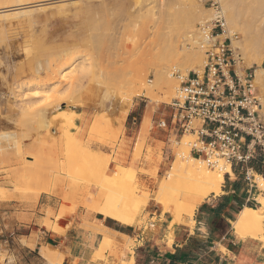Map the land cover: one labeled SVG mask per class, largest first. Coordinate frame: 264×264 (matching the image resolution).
Here are the masks:
<instances>
[{"label": "rangeland", "instance_id": "1", "mask_svg": "<svg viewBox=\"0 0 264 264\" xmlns=\"http://www.w3.org/2000/svg\"><path fill=\"white\" fill-rule=\"evenodd\" d=\"M8 1L0 5V201L32 205L41 194L53 197L57 212L47 210L43 224L46 229L60 233L65 231L62 224L65 229L70 227L78 208L87 216L99 213L122 225L142 227L144 234L156 230L152 224L168 221L165 240L170 247L172 213L175 206L190 197L191 191L173 188L162 200L172 210L165 215L155 196L181 151L178 143L183 136L172 135L167 142L165 133L152 129L151 123L156 117L169 115L167 104L177 95L175 73L185 75L203 67V52L194 59L184 58V52L194 50L192 40L200 41L198 26L212 18V5L221 10L220 4L216 0ZM260 1L263 0L232 1L239 7L238 16L235 12L236 19L239 18L235 20L233 15L237 23L230 28L237 33L234 39L242 42L239 50L243 57L264 54V1L262 4ZM192 14L196 15V22L189 28L188 17ZM133 23L135 28L131 27ZM240 34L245 38L241 39ZM50 48L55 57L47 53L45 56L49 55L51 62L67 59L58 73H49L51 62L43 61L47 56L42 58ZM33 50L41 57L35 56L36 52L32 54ZM233 52L238 73L247 70L254 74L253 68H245L237 51ZM35 59L37 62H33ZM38 63L41 65L37 68ZM256 86L264 113V88L257 83ZM55 103L58 106L51 110ZM108 108L113 111L105 116ZM63 110L80 114L74 113L71 119L59 113ZM132 110H137L138 121L126 133L123 122ZM63 115L70 122L62 119ZM185 135H189L187 157L192 158L190 143L195 137ZM207 169L214 170L208 165ZM255 175L250 172L248 181L253 185L247 203L252 208L259 207L257 196L262 197L253 182ZM227 176L221 190L226 186ZM181 178V175L174 177L178 182ZM221 190L204 200L219 195ZM140 198L142 205L138 204ZM149 210H158L160 221L155 216L148 221ZM50 218L54 221L50 222ZM125 240L122 250L131 252V248H136L133 241ZM107 243L102 242L96 254L110 251L118 264H128L125 254L119 253L118 244ZM41 255L46 264H61L62 256L57 249L42 248ZM3 259L0 253V260Z\"/></svg>", "mask_w": 264, "mask_h": 264}, {"label": "crops", "instance_id": "2", "mask_svg": "<svg viewBox=\"0 0 264 264\" xmlns=\"http://www.w3.org/2000/svg\"><path fill=\"white\" fill-rule=\"evenodd\" d=\"M133 113L137 114V110L129 112L123 122L126 133L133 128ZM167 114L164 119L169 122ZM172 134L171 131L165 133L167 142ZM231 171L233 178L230 175L226 177V186L221 193L208 197L197 207L192 227L185 224L172 227L170 247L165 240L168 221L152 224L151 227L156 230L144 234L142 227L122 225L99 213L87 216L85 211L78 208L70 227L65 229L62 224L65 231L60 233L46 229L43 224L47 210L57 212V202L53 197L41 194L32 205L0 201V253L4 255L0 264H46V259L41 255V249L46 247L58 250L62 256L61 264H118L110 251L96 254L104 236L110 237L112 234L122 237L113 240L118 244L119 253L125 254L126 263L133 259V264H136V249H155L157 257L163 258L173 255L176 249L187 247L193 240L200 243L204 250L195 255L192 261L180 264H264V243L248 238L240 240L231 229V222L244 207H248L251 199L253 185L248 183L250 179L246 178V173L248 178L252 172L264 180V156L256 152L244 167L233 166ZM146 213L149 215L148 221L154 216L160 221L158 210ZM49 220L54 221L52 218ZM125 239L133 241L136 247L131 248V252L120 248ZM152 261L153 264L159 263L158 258Z\"/></svg>", "mask_w": 264, "mask_h": 264}, {"label": "built area", "instance_id": "3", "mask_svg": "<svg viewBox=\"0 0 264 264\" xmlns=\"http://www.w3.org/2000/svg\"><path fill=\"white\" fill-rule=\"evenodd\" d=\"M212 8L217 15L197 29L204 55L201 74L175 73L178 88L176 98L167 104L169 122L161 118L151 126L172 135L194 136L189 156L212 168L219 160L231 168L244 167L256 152L264 156L263 107L254 74L236 70L225 19L218 6ZM137 121L138 115L133 113L132 125ZM261 195L264 197V191Z\"/></svg>", "mask_w": 264, "mask_h": 264}, {"label": "bare ground", "instance_id": "4", "mask_svg": "<svg viewBox=\"0 0 264 264\" xmlns=\"http://www.w3.org/2000/svg\"><path fill=\"white\" fill-rule=\"evenodd\" d=\"M2 1H5V0H0V5H2ZM10 1V0H9ZM8 1V2H9ZM22 1V0H21ZM25 1V0H24ZM217 3L220 4V7H221V10H220V14L221 16H223V18L225 19V22L228 21L229 24L228 28H227V25H226V32H227V36L228 37H233L231 39V45L233 46V50L234 51H237V56H241L240 59H244V65H245V68H253L254 69V77H253V83L255 84L256 86V83L259 85V87H262L264 88V67H262L263 63H264V54H261V55H256L253 56L249 55V56H244L242 55V50L241 48V44L242 42L239 44L240 41H237V39H234V37L237 35L236 31L233 32V28H230V27H234L236 25L237 22H235L236 17L238 16L237 13L238 12V9L236 6L238 5H235L234 6V2L232 3L233 0H216ZM236 1V0H234ZM253 1V0H252ZM264 1V0H263ZM263 1H260V3L262 4ZM19 2V1H18ZM243 2V1H242ZM245 2V1H244ZM247 2V1H246ZM146 4V3H145ZM236 4V3H235ZM244 4V3H243ZM251 4V3H250ZM255 4V3H254ZM259 4V5H261ZM240 5V4H239ZM245 5V4H244ZM264 5V4H263ZM243 7V6H242ZM251 7V6H249ZM255 7V5H254ZM236 8V9H235ZM200 9V8H199ZM235 11H234V10ZM242 9V8H241ZM240 9V10H241ZM44 10V9H43ZM41 10V11H43ZM237 10V11H236ZM38 11V10H37ZM48 11V10H47ZM232 11H234L233 13H231ZM235 12L237 14V16L235 15ZM9 14V13H8ZM29 14V13H28ZM55 14V13H54ZM196 14V13H195ZM195 14H192L188 17V24L187 26L190 28V26L193 24V22L195 23L196 21H194L196 19V15ZM12 15V14H11ZM217 15V13H214L212 15V18H214L215 16ZM235 16V20L233 19L234 16ZM7 16V15H6ZM10 18V17H9ZM211 18V19H212ZM228 18V20H227ZM199 19V18H198ZM5 20V19H4ZM27 20V19H26ZM135 20V19H134ZM136 21V20H135ZM200 21V20H199ZM24 22V21H23ZM27 22V21H26ZM29 22V21H28ZM235 22V23H234ZM30 23V22H29ZM28 23V24H29ZM137 23V22H136ZM200 23V22H199ZM24 24V23H23ZM26 24V23H25ZM28 24H27V28H28ZM90 24V23H89ZM94 24V23H93ZM132 24V23H131ZM232 24H235V25H232ZM21 25V23L19 24ZM134 25V23H133ZM231 25V26H230ZM31 26V25H30ZM94 26V25H93ZM194 26V25H193ZM91 27V25H90ZM89 27V28H90ZM131 27H136L135 25L134 26H131ZM30 28V27H29ZM231 30H230V29ZM3 29V27H2ZM96 29V28H95ZM3 31V30H2ZM31 31L28 29V32ZM134 31V30H133ZM1 33V31H0ZM30 33V32H29ZM144 33V32H143ZM3 34V32H2ZM88 34V33H87ZM0 36L2 37V35L0 34ZM4 36V34H3ZM31 36V35H30ZM195 36V35H194ZM199 36V35H198ZM34 37V36H32ZM240 37L241 39L245 38L243 37L242 34H240ZM200 38V37H199ZM29 36H28V40H29ZM92 39V38H91ZM197 39V38H195ZM3 40L4 42L5 39L3 37ZM95 40V39H94ZM26 41V40H25ZM30 41V40H29ZM28 41V42H29ZM35 41V40H33ZM88 41V40H87ZM86 41V42H87ZM91 41V40H90ZM243 41V40H242ZM24 42V40H23ZM27 42V41H26ZM82 42V41H81ZM31 43V42H30ZM20 44V43H19ZM83 43H81L82 45ZM86 44V43H85ZM88 44V43H87ZM192 44H193V49L192 52H184V58H192L194 59L195 57H198L202 54V51L200 50V44H201V41H198V40H192ZM31 46V45H30ZM58 46V45H57ZM71 46V44L69 45ZM63 48L65 46H62ZM88 47V45H87ZM241 47V48H240ZM51 48L52 45H51ZM48 49L49 50V53L48 51H44V55H42V58L46 57L48 58L49 55H46L45 54H50V51L52 52V50H55V48H53L52 50ZM70 48V47H69ZM78 48V47H77ZM191 48H192V45H191ZM240 48V50H239ZM35 49V48H34ZM44 50H46L45 48H43ZM58 48H56L55 51H57ZM75 49V48H74ZM190 49V48H189ZM24 50V49H23ZM41 50V51H39ZM64 50H68V47H66V49L64 48ZM73 50V49H72ZM34 51V50H33ZM38 51L41 53L43 50L42 49H38ZM183 51V50H182ZM240 51V52H239ZM36 52V54H35ZM264 52V51H263ZM29 53V52H28ZM60 53V52H58ZM236 52H234L235 54ZM30 54V53H29ZM32 54H35V56H40L41 55L39 53H37V51H34V53ZM43 54V52L41 53ZM76 54V53H75ZM44 56V57H43ZM72 56V55H71ZM29 57V56H28ZM34 57V55H33ZM52 58L55 57V55H51ZM194 57V58H193ZM41 58V59H42ZM44 58L43 61H47V60H51L52 58L50 59H46ZM39 59V60H41ZM46 59V60H45ZM237 59V58H236ZM36 60V59H35ZM33 61V62H37L36 61ZM38 62H41V61H38ZM51 62V61H50ZM67 62V59H61V60H57V61H52L50 64H48V68H49V73H58L63 65ZM43 62H41L42 64ZM45 63V62H44ZM47 63V62H46ZM30 64V63H29ZM38 63V65L36 66L37 68L41 65ZM43 65V64H42ZM35 66V64H34ZM28 67V66H26ZM30 67V65H29ZM240 67V66H239ZM31 70H32V67H30ZM36 68V69H37ZM203 68V67H202ZM202 68L199 69V70H196L195 73H198V74H201L202 72ZM29 69V68H28ZM27 69V70H28ZM34 69V68H33ZM43 69V68H42ZM25 70V68H24ZM23 70V71H24ZM25 70V71H27ZM30 69L29 71L32 72ZM166 70V69H165ZM36 70L34 69L33 72H35ZM48 73V72H47ZM20 76H21V73H19ZM32 74V73H31ZM34 74V73H33ZM45 75V74H44ZM162 75V73H161ZM24 76V75H23ZM37 76V75H36ZM48 76V74H47ZM46 76V77H47ZM57 76V75H56ZM34 77V76H32ZM40 77V76H38ZM44 77V76H43ZM55 77V76H54ZM59 77V76H58ZM56 78V77H55ZM163 78V77H162ZM47 79V78H46ZM46 79H44L46 81ZM51 79V78H50ZM166 79V78H165ZM164 79V80H165ZM37 80V79H36ZM49 80V78L47 79ZM52 80V79H51ZM160 80V79H159ZM39 81V80H38ZM37 81V82H38ZM53 81V80H52ZM82 81V80H81ZM34 82H36L34 80ZM43 81H41L42 83ZM48 82V81H47ZM46 82V83H47ZM49 82H51L49 80ZM59 82V81H58ZM155 82V81H154ZM141 83V82H139ZM162 83V82H161ZM26 84V82H25ZM36 84V83H35ZM38 84V83H37ZM157 84V83H156ZM165 84V83H164ZM164 84H162L161 86H163ZM39 85V84H38ZM154 85V84H153ZM168 85V83H167ZM41 86V85H40ZM165 87V86H164ZM167 87V86H166ZM257 87V86H256ZM37 88V86H36ZM168 88H171V87H168ZM258 88V87H257ZM153 89V88H152ZM151 89V90H152ZM147 90V89H146ZM56 92V91H54ZM70 92V91H69ZM147 92V91H145ZM148 92H149V89H148ZM12 93V92H11ZM41 93V92H40ZM61 93V92H60ZM71 93V92H70ZM152 93V92H151ZM55 94V93H54ZM138 94V93H137ZM136 94V95H137ZM38 95V94H37ZM60 95V94H59ZM62 95V94H61ZM64 95V94H63ZM68 95V94H67ZM42 96V95H41ZM54 96V95H53ZM65 96V95H64ZM145 96L148 97V94H145ZM152 96V95H151ZM150 96V97H151ZM47 97V96H46ZM49 97V96H48ZM131 97V96H130ZM29 98V97H28ZM33 98V97H32ZM31 98V99H32ZM54 98V97H53ZM52 98V99H53ZM30 100V99H29ZM46 100V99H45ZM63 100H66V99H63ZM53 101V100H51ZM61 101V100H60ZM128 101V100H127ZM48 102L50 103V101L48 100ZM54 102V101H53ZM124 102V101H123ZM126 103V102H125ZM47 104V102H46ZM52 103H50L51 105ZM44 105V103L42 104ZM129 105V104H128ZM41 106V105H39ZM46 106V105H45ZM58 106V103H55L52 105L51 107V110L56 108ZM263 107V106H262ZM45 108V107H44ZM48 108V107H47ZM111 108V107H110ZM39 109V108H37ZM32 110V109H31ZM30 110V111H31ZM34 111L36 109H33ZM29 111V112H30ZM113 110L111 109H107L104 113L105 116H108L111 114ZM28 112V113H29ZM33 112V111H32ZM49 112V111H48ZM39 113V112H38ZM37 113V114H38ZM60 114H66L67 116H71V119H72V116L74 114V111H60L59 112ZM58 113V114H59ZM34 115V114H33ZM66 115H63L61 116L62 119H65L66 121L69 120V118L66 116ZM6 118V117H5ZM58 118V117H57ZM21 119V118H20ZM39 119V118H38ZM104 120V119H103ZM53 121V119L51 120ZM64 121V120H63ZM105 121V120H104ZM70 122V120H69ZM107 122V121H106ZM66 123V122H65ZM68 123V121H67ZM105 123V122H104ZM52 124V122H51ZM102 124V123H101ZM102 126V125H101ZM192 136V135H190ZM189 138V135L186 136L184 135L182 137V140L180 141V143H178L179 149H181V151L176 154V159L174 161V163L172 164V168L170 170V172L166 175V177H164V180H162V182L160 183L159 185V189H158V192H157V196L156 197V201L158 203H160L161 205H163V211L161 212L162 215H165V214H168V213H171V211H169V208H167V203L164 201H162L163 199H165V197L167 196V194H169L170 192H172V189L176 188V187H182V188H189L191 193H190V197L185 199V201H183V203L181 205H178V206H175V213H172V220L170 221L169 225L170 227H173L175 224H179V223H188V224H193V214H194V211L195 209L198 207L199 204H201L204 200V198L209 195V194H217L220 190H221V187H222V183L224 182V176L225 175H230V176H233L232 174V171H231V167L229 164L225 163L224 161H217V163L214 165V170L212 171H209L207 169V165H206V162L202 161V160H199V161H195L194 159L192 158H188L187 154H188V150L186 148L187 146V140ZM177 175H181L183 178H181V181L178 182L177 179L175 180L174 177L177 176ZM178 178V177H177ZM184 179V180H182ZM253 182L256 184V187L261 190V191H264V180L262 177L258 176V175H255V177L253 178ZM179 180V179H178ZM142 199H138V201ZM139 201L140 203L138 204H141L142 202ZM144 201V200H143ZM259 202V207L257 208H251V207H244L236 216V218L231 222V229L233 231V233L235 234V236L237 235L238 237H240L242 240L245 239V238H250L252 240H258V241H261L264 243V198L263 197H260V195L257 196V200ZM165 202V203H164ZM137 203V202H136ZM146 204V202H145ZM143 204V205H145ZM166 204V205H165ZM142 205V204H141ZM138 207V205H136ZM180 206V207H179ZM180 208V209H179ZM178 209V210H176ZM179 213H178V212ZM177 213V214H176ZM165 217V216H164ZM139 222V221H138ZM165 227V226H164ZM169 228V227H168ZM150 229V228H149ZM154 230V228H153ZM107 231V230H106ZM176 232V230H175ZM105 233V232H104ZM158 233V232H157ZM191 234V233H190ZM169 236V235H168ZM116 238H122L121 236L117 235V234H112V236H104V239L102 240V242L105 244L107 242H115L113 239H116ZM108 245V243H107ZM223 250V249H221ZM225 250V249H224ZM131 256V255H130ZM128 264H133V259L129 260Z\"/></svg>", "mask_w": 264, "mask_h": 264}, {"label": "trees", "instance_id": "5", "mask_svg": "<svg viewBox=\"0 0 264 264\" xmlns=\"http://www.w3.org/2000/svg\"><path fill=\"white\" fill-rule=\"evenodd\" d=\"M260 174V172H259ZM248 207H251L248 205ZM204 250V247L193 240H191L190 244L183 249H176L173 255H167L163 258L157 257V252L154 249L146 248L139 249L137 251V255L140 257H136V264H153L154 259L158 258V264H180L184 262L192 261L195 255L201 253Z\"/></svg>", "mask_w": 264, "mask_h": 264}]
</instances>
